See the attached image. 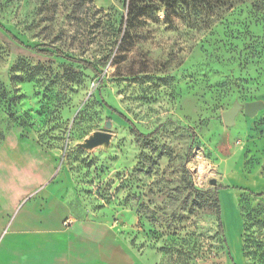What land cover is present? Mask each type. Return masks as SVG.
Instances as JSON below:
<instances>
[{
	"label": "rangeland",
	"instance_id": "374dc122",
	"mask_svg": "<svg viewBox=\"0 0 264 264\" xmlns=\"http://www.w3.org/2000/svg\"><path fill=\"white\" fill-rule=\"evenodd\" d=\"M257 100L264 0H0V232L58 194L108 262L264 264V108L222 117Z\"/></svg>",
	"mask_w": 264,
	"mask_h": 264
},
{
	"label": "crops",
	"instance_id": "0c3cea01",
	"mask_svg": "<svg viewBox=\"0 0 264 264\" xmlns=\"http://www.w3.org/2000/svg\"><path fill=\"white\" fill-rule=\"evenodd\" d=\"M52 186L50 191H58ZM1 192L6 194L4 208L14 209L17 200L11 203L2 187ZM56 195H48L49 200L37 199L24 213L6 218L0 232V264H122L108 262L102 251L103 224L77 221L71 211L55 199ZM69 218L73 222L66 227L63 223ZM237 244L241 245L240 233ZM127 264L140 263L135 260Z\"/></svg>",
	"mask_w": 264,
	"mask_h": 264
},
{
	"label": "water",
	"instance_id": "95a60500",
	"mask_svg": "<svg viewBox=\"0 0 264 264\" xmlns=\"http://www.w3.org/2000/svg\"><path fill=\"white\" fill-rule=\"evenodd\" d=\"M264 108V103L260 100L257 101H250L246 102L244 104L236 102L233 107L228 109L227 111L223 112L222 117L224 120V123L226 125H233L235 123V118L240 112V110L243 109L244 113L247 114L250 117H254L259 110ZM112 126V121L108 120L105 123L106 130H98L92 133L88 138L85 139L84 143L81 144L83 148L91 149L98 145H109L112 133L108 131ZM211 184H216V179H211Z\"/></svg>",
	"mask_w": 264,
	"mask_h": 264
},
{
	"label": "trees",
	"instance_id": "16d2710c",
	"mask_svg": "<svg viewBox=\"0 0 264 264\" xmlns=\"http://www.w3.org/2000/svg\"><path fill=\"white\" fill-rule=\"evenodd\" d=\"M16 38V40H19L17 39V37H14ZM57 56H60V57H63V58H67L69 60H73V61H77L76 59H73L71 57H68L66 55H64L63 53H57ZM77 62H82L84 64H86L88 67H93L91 63L87 62V61H77ZM126 121L131 125L133 131L141 138H151L153 136V133H150V134H144L142 133L135 125L134 123H132L129 119H127L125 117ZM257 196H263L264 195V192H260V193H255ZM219 195L217 194V215H218V224H219V231L221 234L225 235V226H224V222H223V219H222V212H221V203H220V196L218 197ZM231 259H233V257L231 256Z\"/></svg>",
	"mask_w": 264,
	"mask_h": 264
},
{
	"label": "built area",
	"instance_id": "2783aa9c",
	"mask_svg": "<svg viewBox=\"0 0 264 264\" xmlns=\"http://www.w3.org/2000/svg\"><path fill=\"white\" fill-rule=\"evenodd\" d=\"M72 222H73L72 219L69 218V219H66L63 224L64 226L68 227L69 225L72 224Z\"/></svg>",
	"mask_w": 264,
	"mask_h": 264
}]
</instances>
